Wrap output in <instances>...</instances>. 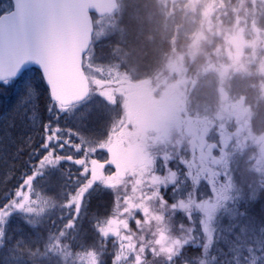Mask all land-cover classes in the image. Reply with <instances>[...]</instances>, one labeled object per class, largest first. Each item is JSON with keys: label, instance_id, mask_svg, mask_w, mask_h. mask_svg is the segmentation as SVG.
<instances>
[{"label": "snow or ice", "instance_id": "obj_1", "mask_svg": "<svg viewBox=\"0 0 264 264\" xmlns=\"http://www.w3.org/2000/svg\"><path fill=\"white\" fill-rule=\"evenodd\" d=\"M76 4L77 0H11L0 9V87L19 88L7 110L0 106V133L12 149H0L3 264L18 261L16 251L24 243L25 229L35 232L53 212L64 224L56 233L49 230L50 238L63 239L75 230L91 191L80 187L91 176L85 168V129L93 108L90 90L72 77L74 71L78 75L83 70ZM41 181L60 182L59 192L45 198L36 190ZM190 194L189 190L180 198ZM173 197L170 202L175 204V193ZM213 198L214 188L202 181L196 187L197 206L190 214L172 209L183 218L176 221L173 216L169 232L190 233L184 238L169 239L161 231L153 245L143 246V241L133 245L129 230L134 220L113 221L109 229H99L98 234L109 232L106 239L117 249L112 264H145L147 255H160L165 264H175L189 250L192 264H204L205 256L212 264H264V199L241 203L238 196L229 197L214 204L208 216L199 202ZM51 224L55 227L56 221ZM120 232L127 235L121 237ZM89 264H99L94 252H89Z\"/></svg>", "mask_w": 264, "mask_h": 264}, {"label": "trees", "instance_id": "obj_2", "mask_svg": "<svg viewBox=\"0 0 264 264\" xmlns=\"http://www.w3.org/2000/svg\"><path fill=\"white\" fill-rule=\"evenodd\" d=\"M149 1L154 3L156 9L155 0ZM193 1L195 2V0ZM207 1L210 7L204 5L201 14L196 18L194 33L193 31L190 32L192 37L189 40L184 39L185 29H179L180 34L172 29V27H179L184 24L183 19L187 15V8L182 11L179 20L173 18L172 24L165 21L164 18L162 19L164 30L162 36L165 38V35L169 34L166 37H170L169 43L163 45L161 55L156 57H161V66H156L155 72L149 74L150 78L135 80L132 78L129 80L127 73L122 71L124 70L123 64L120 62L121 65H117L116 60H113L106 70L115 69L123 74L115 76L116 80L113 81L97 80L95 82L94 89L98 93H106L109 100L115 95L119 101L112 106V113L107 117L109 125L112 127L108 134L98 142L85 144V155L87 156L85 168L91 170V176L87 179L89 183L84 185V189L97 187V194L90 192L85 199V208L81 213L82 219L77 222L75 230L66 232L63 239L55 236L46 241L67 260L80 258V264H86L89 262V252H94L100 257V264H112V254L117 249L111 239H106L109 232L103 231L98 234L99 229H109L113 221L134 220L136 222L131 223L129 230L134 237L133 245L141 241H143V246L153 245L161 231L158 226L154 230L150 223L146 224L147 219L151 217V220H154V217H160L165 213L164 211H168V207L169 213L175 208L190 214L193 208L197 206L196 187L200 184L201 178L194 177V179L189 180L191 194L183 199L185 201L183 205H176L177 203L173 204L169 201L174 198L170 190L175 184H179L181 167L174 168L161 162V165L154 169L161 154L171 155L172 165L176 162L180 164L182 147L189 138L181 131L183 125L179 119V112L186 107L184 103H178L175 100V88H178V82L181 79H189L195 76V73H202L200 75L204 79L205 69L211 68L213 76L218 75L216 87H218L219 92L217 99L206 104L205 107L208 114L214 119L213 124L216 122L215 124L218 126L224 122L223 117L229 116H231L234 124L236 123L234 119L237 117L239 118L238 123L244 121L243 111L247 107H245V101H243V97L239 98L240 96L237 97L239 99L230 101L232 94L227 87L226 79L230 73L236 74L238 71H243L249 73L247 76L254 80L250 75L253 66L256 67L257 63L261 65L263 63L264 41L251 42V50L254 52L253 56L257 61L253 57L244 55V49L240 46L244 44L245 37H249V33L244 34V28L247 29L251 23H254L262 9L264 0H256L254 3H251V0ZM189 3L191 4L192 0H189ZM192 11L195 10L192 8ZM192 17L195 19L194 13ZM214 18L217 21H222L220 26L213 25ZM166 26L169 28L167 29ZM207 28L214 31L213 39L212 37L209 39L211 34ZM251 37H255V35L251 33ZM143 53L144 50L141 51V55ZM223 75L227 76L224 77ZM132 93L134 94L133 98L136 96L140 100L137 98L133 99L134 102L128 100L129 97H132ZM155 94L162 95L161 101H154V98L157 97ZM247 102L253 109V102L250 100ZM235 103L237 106H234ZM186 112L189 114L188 111ZM195 113L190 112L191 115H195ZM169 136L170 147L159 141ZM68 167V165L65 166V168ZM42 184L37 186V192L45 198L53 196L55 187L45 182ZM209 185L215 190V198L199 202L201 211L206 212L208 216H210L213 205L218 204L217 195L221 196L222 199L229 198L228 193L224 189L218 188L215 183L212 182ZM226 187L224 186V188ZM105 188L106 190H104ZM124 194L131 199V205L141 208L139 211H136L137 208L132 209L131 217L128 210L122 212L123 205H129V200ZM181 196H177V198ZM121 197L123 201L120 199ZM161 201L166 202L168 206L164 205L160 209L158 206H162ZM153 202L158 206L153 207V204H149ZM77 205V209H79V204ZM184 205H187V208ZM114 212L115 215H113ZM97 213L101 216L96 217ZM179 213L178 211L174 214ZM53 217L54 213L50 219L46 218L41 225H45ZM63 223L64 221L61 224ZM141 228L143 231L140 230ZM51 229L53 233L58 231L52 225ZM36 230L40 231V227ZM87 231L88 235L91 232L94 234L95 240L90 245H85L81 251L74 252L70 246L68 250L65 249V246L63 249L60 247V244L66 242L68 234L73 235V237L70 236L71 238L86 240ZM178 234L175 235V238L176 236L178 238H182L183 235L184 237L189 236L186 233ZM119 235L124 237L127 234L120 232ZM152 250L153 248L150 247L149 251ZM190 253V250L187 251L175 261V264H192V261L188 262L186 257ZM206 261L208 264H212L209 258ZM145 264H165V261L160 255L155 258L152 255H147Z\"/></svg>", "mask_w": 264, "mask_h": 264}, {"label": "rangeland", "instance_id": "obj_3", "mask_svg": "<svg viewBox=\"0 0 264 264\" xmlns=\"http://www.w3.org/2000/svg\"><path fill=\"white\" fill-rule=\"evenodd\" d=\"M255 1L256 0H251V3H254ZM10 3V0H0V9H4ZM150 4L151 2L149 0H122L121 13L117 17L115 16L117 20L114 21L110 26L109 24L111 21L107 20V17H102L105 19L100 18L96 21V25H98V28L100 27V29H97L96 32L98 33V36L94 40V47L92 50L91 57L94 60V63L99 66L97 70L98 72L101 65L106 64L107 62H111L113 60H116L117 65H121V62L124 68L127 70H131L133 63H136L139 66L138 70L140 72H142L143 69L152 66L154 58H152L151 53L152 51H154V46H160L161 39L163 37L160 33L164 32L162 28V19H165V14L164 10L157 11L155 9L150 8ZM259 14L260 16H257V19L259 20V25L261 28H264V2L262 3V9L259 11ZM154 23L156 24V26L153 29L151 25H153ZM179 28L180 27H172V29L175 30L176 33ZM207 30H209V34H211L209 36V39L211 37L213 39V37L215 36L214 31H212L210 28H207ZM249 31L252 34H256L259 31V27L251 23ZM143 50L144 53L143 55H141V51ZM252 54H254V52H252ZM262 61V65L257 63L256 67L253 66V69L251 70L250 75L254 78V80L250 79V77L247 76V74L249 75V73H245L243 71H238L236 74H229L228 76L223 75L224 77L227 76V87L230 88L232 96H234L230 99V101L234 100L235 97L239 94L242 95L246 90H253V92L256 93L257 98L255 97L254 99L253 97H251L250 101L254 102L257 99L258 103L254 104L252 109L253 115L249 118V123L246 124L248 128L247 132H244L242 128H239L237 126L229 129V131L226 128L224 129L225 133L230 132V134L235 137L233 139L235 140L234 147L231 149L230 155H228L224 161H221L222 156L224 155L222 154L224 148L219 150V146L216 150L217 154H215V156L220 161L215 160L214 164H212V167H210V170H208V172L206 173L209 178H216L218 175H225L226 177H228L226 182L222 180L221 181L225 185L230 186L232 192L228 195H230L231 197L238 196L242 201L241 203H244L246 201L255 202L264 194V152L261 151V145L264 147V108H262L264 107V57ZM205 73L206 74L204 75V81H201L199 79V82L201 81L200 84L202 85L198 87L197 92V96L201 99H199V104L202 105H206L209 101L214 100L217 96L216 81L218 75L213 76L211 68L208 67L205 69ZM18 91V87L0 89V106H2L3 109L7 110L9 106L13 103V100ZM104 99H106V96H99V98H94L91 100L93 114L88 121L87 128L85 129L88 137V142L90 143L98 142L100 139L105 137L112 128L107 120L108 115L112 113V107H105L103 103ZM186 113L187 112L183 110L180 112V115H186ZM182 118L186 120V118L188 117ZM2 126V123H0V128H2ZM225 133L222 134L224 137ZM248 136H255L257 138H255L256 141L251 147L249 146L247 149H245V140L243 138L245 137L246 139ZM206 144H208V142L205 143L204 148L206 147ZM5 148L8 152H11V147L8 145V142L6 140H3L2 135H0V149ZM222 163H225V165L222 166ZM227 168H229L228 174L224 173L226 172ZM42 182L43 181H41L40 183L41 185H43ZM88 183L89 180H85V182H83L80 187L84 188V185H88ZM50 185L55 187V193L59 192L60 182L52 183ZM104 190H106V188ZM77 191H79V189H77ZM225 191H227V189ZM90 192L97 194V187H92ZM121 193L119 194V196L121 195ZM124 196L128 198V196H126L125 194ZM217 197V203L222 202L224 200L219 195H217ZM120 199L123 201L122 197ZM128 200L129 205H123L122 212L128 210V213L129 211L133 213L132 209L136 208L141 210V208L131 205L130 198H128ZM184 202L185 201L183 199L175 197V203H177L176 205H183ZM149 204H153V207L158 206L155 202ZM161 205L162 206H158L160 209L164 205L166 206L167 203L162 202ZM164 212L165 213L160 216L159 221H157L155 217L154 220H150V226H153L154 230L156 226H158L160 228V231H163V234L168 236L169 239H176L178 238V236H176L175 238V235L177 233L169 232V229L174 223L172 218L173 216H175L176 221H179L182 220L183 216L181 213L174 214L173 211L169 213V207L168 211ZM212 212L213 209L211 210L210 215L212 214ZM53 213L54 217L52 220L56 221V226L54 228L60 229L64 223L61 224L63 221L57 219V212ZM97 214L96 217L101 216V214ZM51 225V220L45 223V227H48L50 230H52ZM36 231L37 233H39V236H37V242H44L45 245H36L34 248L27 246V248L25 247L21 250H17L16 255L19 257V259L18 261L13 262V264L81 263L80 258L70 260L64 258L62 254L57 252L56 248H53L51 245L46 243V241L50 237L48 239H44L41 236L40 231ZM180 234L181 233H179L178 235ZM186 234H189L190 236V233ZM70 236L73 237V235L68 234L66 242L64 244H60V247L62 249L65 246V249L68 250V241L73 239ZM183 237L184 235L182 236V238ZM98 251L101 252L100 250ZM2 257L3 253L0 258V264H3ZM202 259L204 260V264H208L206 261L208 257L205 256L202 257ZM100 263L101 259L99 257V264ZM86 264H89V262H87Z\"/></svg>", "mask_w": 264, "mask_h": 264}, {"label": "flooded vegetation", "instance_id": "obj_4", "mask_svg": "<svg viewBox=\"0 0 264 264\" xmlns=\"http://www.w3.org/2000/svg\"><path fill=\"white\" fill-rule=\"evenodd\" d=\"M180 1H182V0H174V3H173L174 9L180 10V7L182 5ZM172 12H173V9H171L169 11L168 17L166 19H164L165 21H167V22L171 21ZM168 35L169 34H166L165 38ZM159 48L162 50L163 45H160ZM161 53H162V51H161ZM161 53H160V55H161ZM151 67L156 69V66L152 65ZM182 84H183V82H180V86H182ZM133 95L134 94L132 93V98H133ZM161 97H162V95L159 94V96L154 98V101H161L160 100ZM136 98L137 97L135 96L133 99L135 100ZM137 100H140V99L137 98ZM176 100L178 101V99H176ZM235 105L237 106V103H235L234 106ZM245 114H246V111L244 110L243 111V115L245 118L243 121L245 123L244 125L242 123H238V120H239L238 117L236 119H234V122L236 121L235 126L242 128V130H244L246 128L245 126H247L246 124L249 123V120L245 116ZM228 120L232 125H234V123L232 122L231 116L228 117ZM188 123L190 124V126L185 127L184 130L188 134H190V133L195 134V136H194L195 139L194 140L190 139V141L192 142V146L190 148L185 149V153L182 156L181 167H182L183 173L185 175L193 177V178L194 177L195 178H201V181H203V178L205 176V171L210 170V167H212L211 159L208 157L209 154L212 155L213 151H215L220 146L219 148H221V149L224 148V152L222 153L224 155L222 156V159H221V161H224V159L226 158V155H230V151L234 147L235 140H233V139L235 137L232 136V134L227 135L226 137H223L221 131H220V133H218L217 131H215L213 129L214 124L210 125L206 120L200 119V117H198L196 119V121H188ZM201 130H206V134H207L208 138L211 140L210 144H208V147L206 148V152L204 150V146H205L204 135H203V132ZM198 131H199V134H198ZM254 137L255 136H248L246 139H245V137L243 138L245 140L244 146L246 148L253 145L252 141H256V139ZM201 138L203 139V142L198 143V140H200ZM261 147H262V149H264V147L262 145H261ZM221 165L223 166V165H225V163H222Z\"/></svg>", "mask_w": 264, "mask_h": 264}, {"label": "water", "instance_id": "obj_5", "mask_svg": "<svg viewBox=\"0 0 264 264\" xmlns=\"http://www.w3.org/2000/svg\"><path fill=\"white\" fill-rule=\"evenodd\" d=\"M116 7L117 0H77L75 30L77 37L83 42V54L87 51L92 38L93 21L91 13L94 12L96 15L101 16L106 13H111ZM79 67L80 62L78 61L77 69ZM72 77L78 86L82 85L89 89L88 81L83 70L78 75L74 71Z\"/></svg>", "mask_w": 264, "mask_h": 264}, {"label": "bare ground", "instance_id": "obj_6", "mask_svg": "<svg viewBox=\"0 0 264 264\" xmlns=\"http://www.w3.org/2000/svg\"><path fill=\"white\" fill-rule=\"evenodd\" d=\"M145 24V23H144ZM143 24V25H144ZM150 24V23H148ZM153 27V29L155 28L156 24L154 23L153 25H151ZM192 36L190 35V33L186 34L184 36V39L185 40H189ZM183 39V40H184ZM165 43H169V38H163L161 39V43L160 45H164ZM154 45V44H153ZM154 48V51H152L151 53V56L152 58H156L160 53H161V49L156 45L153 47ZM162 64H163V61H162ZM152 65L153 66H161V57H158L156 59L153 60L152 62ZM248 96H251L255 99L256 97V93L253 92V90H249L247 91L246 93ZM209 103V102H208ZM264 106V105H263ZM264 108V107H262ZM3 127V126H2ZM0 135H2V133H0ZM12 151V149H11ZM264 192V191H263ZM264 199V194L261 198H259L258 200H262ZM49 228L48 227H45V225H41L40 226V233H41V236L44 238V239H48L49 238ZM30 230L28 229H25V239H24V243L21 244L20 246V250L23 249V248H27V246H30L31 248H34L36 245H42L44 246V242H37V231L33 232H29ZM34 233H35V236H34ZM17 235H20L17 233ZM72 235V234H71ZM33 237H34V240H33ZM95 240V236L94 234L91 232L89 233V235L86 237V240H80L79 238H73L71 240H69V246L71 248L72 251L74 252H79L81 251L82 248H84L85 245H90L92 243V241ZM36 243H41V244H36ZM2 256V252L0 253V258ZM191 256H192V253L186 255V257L188 258V262L191 261ZM187 262V261H186ZM30 264V263H29Z\"/></svg>", "mask_w": 264, "mask_h": 264}]
</instances>
